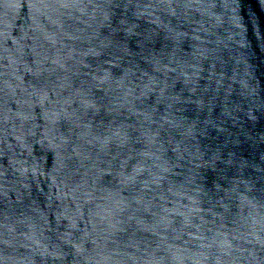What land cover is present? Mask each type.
I'll use <instances>...</instances> for the list:
<instances>
[{
	"label": "water",
	"instance_id": "95a60500",
	"mask_svg": "<svg viewBox=\"0 0 264 264\" xmlns=\"http://www.w3.org/2000/svg\"><path fill=\"white\" fill-rule=\"evenodd\" d=\"M0 264H264V0H0Z\"/></svg>",
	"mask_w": 264,
	"mask_h": 264
}]
</instances>
